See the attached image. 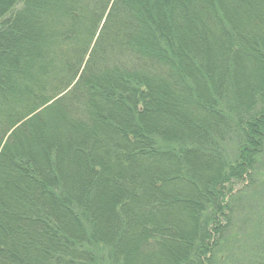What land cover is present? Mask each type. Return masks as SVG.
Listing matches in <instances>:
<instances>
[{
	"label": "trees",
	"instance_id": "trees-1",
	"mask_svg": "<svg viewBox=\"0 0 264 264\" xmlns=\"http://www.w3.org/2000/svg\"><path fill=\"white\" fill-rule=\"evenodd\" d=\"M260 169L264 0H0V264H264Z\"/></svg>",
	"mask_w": 264,
	"mask_h": 264
},
{
	"label": "rangeland",
	"instance_id": "rangeland-1",
	"mask_svg": "<svg viewBox=\"0 0 264 264\" xmlns=\"http://www.w3.org/2000/svg\"><path fill=\"white\" fill-rule=\"evenodd\" d=\"M228 148H229V147H228ZM231 150H232L231 148L228 149V151H231ZM256 178H257L258 182L263 181V179H264V172H263L262 169H260V171L256 174ZM240 248H241V250H243V252H244L245 254H247L248 251H249V250H247V249L244 247V245H242ZM243 260H244V259H243ZM243 263L246 264V262H243Z\"/></svg>",
	"mask_w": 264,
	"mask_h": 264
}]
</instances>
